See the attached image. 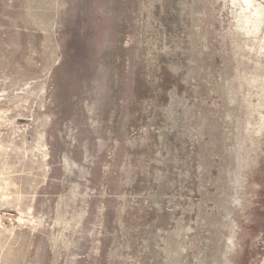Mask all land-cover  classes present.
Masks as SVG:
<instances>
[{
	"label": "rangeland",
	"instance_id": "rangeland-1",
	"mask_svg": "<svg viewBox=\"0 0 264 264\" xmlns=\"http://www.w3.org/2000/svg\"><path fill=\"white\" fill-rule=\"evenodd\" d=\"M0 264H264V0H0Z\"/></svg>",
	"mask_w": 264,
	"mask_h": 264
}]
</instances>
